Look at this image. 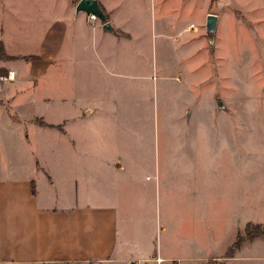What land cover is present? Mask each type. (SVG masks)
Here are the masks:
<instances>
[{
	"label": "rangeland",
	"instance_id": "obj_1",
	"mask_svg": "<svg viewBox=\"0 0 264 264\" xmlns=\"http://www.w3.org/2000/svg\"><path fill=\"white\" fill-rule=\"evenodd\" d=\"M67 1L0 0V41L6 53L13 55L5 57L0 47V58L9 60L0 62V75L14 72L0 89V175L10 166L13 170L19 166L23 175H29L36 154L40 160H48L47 145L54 131L39 124L45 120L71 118L67 125L76 139L71 144L80 153V121L88 110L90 115L100 114L99 140L109 147L108 158L156 159L159 145L163 150L174 138L185 162H201L196 200L202 253L228 251L236 239L238 222V241L247 240L249 244L253 239L264 240V34L256 33L254 20L238 12L237 30L227 31L226 37L204 29L180 43L171 35L175 30L163 34L155 19L169 0H107L120 14L115 18L124 16L119 25L129 32L128 36L112 30L101 32L98 54L89 55L81 65L85 55L78 26L86 24L90 31V23L98 16L87 20L91 14L77 10L79 0H70L72 6ZM53 17L66 23L60 64L53 70L39 71L38 78L33 73L23 77L16 66L38 62L39 56L29 52L39 47L45 35L36 28L41 29ZM242 26L246 32L241 31ZM199 39L203 40L199 49L193 48L184 56L190 62L189 70L167 72L173 83L188 76L189 86L176 95L179 88L168 83L165 96L162 51L178 54L187 43ZM201 48L211 50L204 62L197 63L204 57L196 52L203 51ZM191 93L196 98H191ZM179 112H187L186 117L192 112V116L176 118ZM173 126L182 131L177 137L165 132L164 128ZM111 127L121 130L118 136H113ZM196 128L205 130L198 132ZM112 143H118V149H113ZM221 160H230L231 164L213 169L202 163ZM23 163L27 167L21 168ZM37 176L41 181L46 179L47 168ZM232 199L238 206L236 212L232 210L233 218L238 215L237 221L229 218ZM212 208L222 215L223 231L220 228L215 232L208 224ZM254 251L257 256L232 264H264V250ZM211 262L222 264L215 259Z\"/></svg>",
	"mask_w": 264,
	"mask_h": 264
},
{
	"label": "crops",
	"instance_id": "obj_2",
	"mask_svg": "<svg viewBox=\"0 0 264 264\" xmlns=\"http://www.w3.org/2000/svg\"><path fill=\"white\" fill-rule=\"evenodd\" d=\"M169 1L168 8L162 7L161 16L155 19L163 34L175 30L171 35L180 43L200 35L199 30H210L220 38L227 31L234 32L239 21L238 12L250 16L258 25L256 33L264 34V0ZM67 3L73 5L70 0ZM98 3L107 12L105 17L93 19L87 16V20L93 19L90 31H87L86 24L78 26L81 52L85 55L80 59L81 65L89 55L98 54L97 38L103 36L101 32L112 30V33L122 36L129 33L119 25L125 18H115L120 14L112 4L107 0H98ZM210 15H215L216 20L211 21ZM65 27V22H57L53 17L41 29L36 28L39 34L45 35L39 47L29 52L39 56L38 64L30 66L27 62V67L17 65L23 77L33 73V77L38 78L39 71L59 66L66 39ZM241 29L247 31L246 27ZM84 36L91 39L82 38ZM202 43L200 39L187 43L178 54L162 51L161 65L165 71L161 76L165 96L168 83L179 88L176 95H180L183 87L189 86L187 75L173 83L167 72L189 70L190 62L185 61L184 56L193 48L199 49ZM205 48L196 51L204 56L197 63L204 62L205 55L214 47ZM0 62L9 63V60L0 58ZM191 98L196 96L191 93ZM186 113L179 112L175 117L184 119L192 116V112L187 117ZM83 117L85 119L80 121V153L71 144L76 140L67 125L71 118L61 116L55 121L45 120V124H39L54 131L52 141L47 145L48 160H40L36 154L29 175H23L24 170L19 166L18 170L10 166L0 175V264H172L174 261L211 264L213 259L222 264H232L233 261L257 256L255 249L264 250L263 239H253L249 244L245 240L229 255L238 242L241 230L238 222L236 239L228 251L222 254L202 253L199 201L196 200L199 198L201 162H185L174 138L163 150V145H159L156 159L108 158L109 147L99 140L100 114L90 115L86 110ZM164 129L175 137L182 133L178 126ZM196 129L201 132L203 128ZM212 130L215 133L217 128ZM110 131L113 136H118L121 130L111 127ZM116 144H111L113 149H118L119 144ZM124 145L129 148L128 144ZM202 163L215 169L231 164V161ZM25 167L27 164L23 163L21 168ZM45 167L47 178L41 181L37 175L44 173ZM36 170L37 175L34 176ZM192 174L196 177H191ZM235 202L232 199L229 204V218L237 221V214L233 218L238 207ZM221 216L217 208H212L208 224L215 232L225 229ZM157 257H162V261L159 262Z\"/></svg>",
	"mask_w": 264,
	"mask_h": 264
},
{
	"label": "water",
	"instance_id": "obj_3",
	"mask_svg": "<svg viewBox=\"0 0 264 264\" xmlns=\"http://www.w3.org/2000/svg\"><path fill=\"white\" fill-rule=\"evenodd\" d=\"M77 10H85L89 14H95L96 16H99L101 18H104L105 15L101 10V7L99 6L98 0H79L77 4ZM209 19L211 21L216 20L215 15H210Z\"/></svg>",
	"mask_w": 264,
	"mask_h": 264
},
{
	"label": "built area",
	"instance_id": "obj_4",
	"mask_svg": "<svg viewBox=\"0 0 264 264\" xmlns=\"http://www.w3.org/2000/svg\"><path fill=\"white\" fill-rule=\"evenodd\" d=\"M91 17L94 18V17H96V15L91 14ZM8 77H10V78L14 77V72H11L9 76L0 75V89L3 88V83ZM162 259H163L162 257H157V260L159 262L162 261ZM133 264H141V263L140 262H133ZM172 264H180V263L178 261H174V262H172Z\"/></svg>",
	"mask_w": 264,
	"mask_h": 264
},
{
	"label": "trees",
	"instance_id": "obj_5",
	"mask_svg": "<svg viewBox=\"0 0 264 264\" xmlns=\"http://www.w3.org/2000/svg\"><path fill=\"white\" fill-rule=\"evenodd\" d=\"M0 47H1V50L3 51V55H5V57H12V56H13V55L10 56V55H8V54L6 53L5 46H4V44H3L2 41H0ZM44 124H45V123H44ZM33 190H34V185H33ZM240 243H241V241L239 240V241L235 244V246L233 247V249L230 250L229 255L233 253L234 248L237 247Z\"/></svg>",
	"mask_w": 264,
	"mask_h": 264
}]
</instances>
